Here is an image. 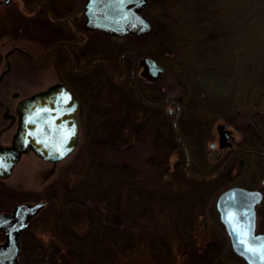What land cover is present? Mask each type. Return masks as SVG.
Returning <instances> with one entry per match:
<instances>
[{
  "label": "rangeland",
  "instance_id": "374dc122",
  "mask_svg": "<svg viewBox=\"0 0 264 264\" xmlns=\"http://www.w3.org/2000/svg\"><path fill=\"white\" fill-rule=\"evenodd\" d=\"M39 4L51 5L25 2ZM44 11L0 10V71L4 51L22 42L23 34L9 28L20 25L28 40H45L36 23L49 19ZM143 13L152 32L126 36L117 49L148 55L166 68L156 81L135 74L147 103L129 73L120 85L103 77L101 98L112 104L115 93L114 109L126 107L129 123L97 125L56 164L27 153L0 180V211L46 201L26 230L25 254L32 260L23 256L22 264H217L212 253L196 257L192 228H201L198 215L207 220L216 212V198L227 187L208 176L218 125L228 124L239 139L252 112L264 111V0H147ZM115 67L119 77L117 61ZM11 73L4 79L17 77L21 97L41 89L30 84L29 70ZM176 132L187 139L188 156ZM47 239L43 253L40 242ZM229 262L237 264L233 254Z\"/></svg>",
  "mask_w": 264,
  "mask_h": 264
},
{
  "label": "flooded vegetation",
  "instance_id": "af4514ba",
  "mask_svg": "<svg viewBox=\"0 0 264 264\" xmlns=\"http://www.w3.org/2000/svg\"><path fill=\"white\" fill-rule=\"evenodd\" d=\"M25 2L26 0H0V8L7 10L9 7H14L27 16L31 8L35 11H38L39 8H45L44 12L47 13V19H49L45 22L39 20L40 22L36 23L46 31L47 37L45 40H28L24 35L22 26L9 28L14 34L16 30L17 36L19 33L23 35L18 38L22 41L19 45L16 43L8 47L3 54L4 66L0 71V146L11 144L19 126L18 104L22 99L31 95L20 96V90L15 88V84H13L18 82L16 76L15 80L17 82L6 81L4 78L11 72L19 73L20 69L23 68L31 72L29 76L31 78L30 84L41 88L36 92L45 90L55 84H62L72 93L71 96L75 97L76 101L74 100L75 102L71 103L69 110L58 109L50 112L51 118H57L60 122L65 120L75 121L77 142L73 152L76 151L78 144L85 136L98 131L97 125L128 124V118L125 114L127 108L120 106L114 109L112 100L115 93L111 97L112 104L108 103L107 98H101L103 91L101 84L104 77V79L116 80L115 83L120 85L126 81L129 73L131 86L138 96L146 102L135 81V74H137L144 81L150 82L142 75L144 71L142 60L145 56L138 58L137 53L132 50H124L120 53L117 49L118 45L123 44V41H120L125 39L126 36L137 38L140 36L128 34L124 37H118L99 29L87 27L85 11L88 0H49L51 5L46 6L42 4L25 5ZM141 12L144 15L143 9ZM41 14L38 13L37 15ZM144 17L146 16L144 15ZM126 58H128V62L125 65ZM116 61L121 67L119 77L115 73ZM20 77L22 78V76ZM176 108L179 112V107L176 106ZM123 109L125 110L122 111ZM169 114H173L172 109H169ZM175 120L177 123L178 119ZM61 126L64 127L63 124ZM225 128L230 131L228 138L221 142L220 133L217 132V141L209 144L212 151L210 156V166L212 168L208 173L209 179L221 178L222 186H227L218 196L232 188L245 189L252 192V195L244 197V202L247 205L244 204L235 208L234 218L229 224L221 220L216 207L217 196L215 201L216 212L210 214L211 216L207 219L208 222L203 219L204 214L198 215L203 223L201 228L200 226L192 228L191 247L200 261L207 260L208 254L212 253L213 263L230 264L229 255L233 254L237 259V264H249L245 258L236 254L230 233L253 238L264 237V111L255 110L252 112L245 126H240L243 131L240 133L239 139L228 128V124H225ZM64 129L66 132L65 127ZM182 136L177 133L178 141L184 148L186 156H188L189 149L185 146L187 139L185 140V136H183L184 138ZM235 179L238 180L235 181ZM257 193L261 197L259 201L254 203L253 214H251V203L248 202H254L258 199L257 196L254 197ZM11 209L7 208L0 212H8ZM36 217L37 215L30 221L28 227ZM249 224L253 225L251 231L248 230ZM27 228L19 236L18 264H22L23 254L25 253L23 240ZM205 236L209 238H203ZM4 241L5 235L0 232V244Z\"/></svg>",
  "mask_w": 264,
  "mask_h": 264
},
{
  "label": "water",
  "instance_id": "95a60500",
  "mask_svg": "<svg viewBox=\"0 0 264 264\" xmlns=\"http://www.w3.org/2000/svg\"><path fill=\"white\" fill-rule=\"evenodd\" d=\"M146 4L147 0H88L85 11L86 25L118 37L150 33L154 27L153 23L141 12ZM142 64V75L149 81L158 80L166 69L148 55L144 57ZM71 94L64 85L55 84L19 102L18 130L10 145L0 146V179L9 178L22 156L29 152L53 164L64 160L73 152L77 142L75 121L60 122L50 116L51 111L68 109L71 103L76 101ZM61 124L66 128V132ZM217 131L220 133L221 142L230 134L225 124H219ZM251 193L242 188L222 192L216 202L221 220L229 224L234 218L235 208L247 205L244 197L252 195ZM256 196L258 199L248 202L251 203V214L254 203L261 197L259 193L254 197ZM45 206L46 201L23 202L8 212H0V232L5 235V241L0 244V264H18L19 236ZM230 234L236 254L245 258L249 264H264V237L238 236L232 232Z\"/></svg>",
  "mask_w": 264,
  "mask_h": 264
},
{
  "label": "trees",
  "instance_id": "16d2710c",
  "mask_svg": "<svg viewBox=\"0 0 264 264\" xmlns=\"http://www.w3.org/2000/svg\"><path fill=\"white\" fill-rule=\"evenodd\" d=\"M49 239H50V237H49ZM49 239H47V240H41V241H43V242H40V243H42V244H40L41 245V247H42V249H43V253H44V251L46 250V247H48V243H49ZM27 243V242H26ZM57 251V250H56ZM23 256L24 257H28V260L29 259H31L32 257H31V254H28V253H24L23 254ZM63 256H65V255H63ZM32 260V259H31ZM40 261V260H39ZM39 261L37 260L35 263L37 264V263H39ZM43 261H44V259H43ZM32 261H30L29 263H31ZM34 262V261H33ZM33 262H32V264H33ZM28 263V264H29ZM55 263V262H54ZM23 264H26V263H23ZM57 264V263H56Z\"/></svg>",
  "mask_w": 264,
  "mask_h": 264
},
{
  "label": "snow or ice",
  "instance_id": "6c2138e0",
  "mask_svg": "<svg viewBox=\"0 0 264 264\" xmlns=\"http://www.w3.org/2000/svg\"><path fill=\"white\" fill-rule=\"evenodd\" d=\"M252 227H253V225L252 224H249L248 225V230L251 231L252 230Z\"/></svg>",
  "mask_w": 264,
  "mask_h": 264
}]
</instances>
